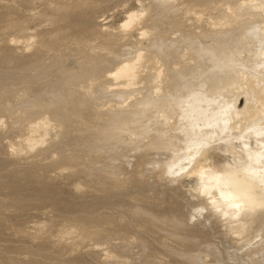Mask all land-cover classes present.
<instances>
[{
  "label": "bare ground",
  "instance_id": "6f19581e",
  "mask_svg": "<svg viewBox=\"0 0 264 264\" xmlns=\"http://www.w3.org/2000/svg\"><path fill=\"white\" fill-rule=\"evenodd\" d=\"M220 1L206 0V5H201L202 2L198 1L190 6L194 7L192 11H185L182 8L175 9V3L178 7L181 5L178 0H137V3L131 0H0V52L3 55L0 62H11L10 67L15 68V72L22 70L21 74L10 77L7 72H15L11 69L4 71L0 66V75L4 80L0 82V159L30 164L44 153L49 157L50 154H55L66 123L73 125V119L66 118L63 114V103H68L70 111H76L74 113L78 120L75 123L86 119L81 102L83 86L81 87L79 78L75 80L74 89L59 87L62 93L54 99L43 100L40 92L50 90L51 84H60L62 65L75 62L77 68L74 75L80 76L85 71L81 68V63H84L81 60H87L89 75L99 72L101 77L99 79L92 75L90 88H85L86 92L93 87V81H103L106 89L100 91L102 94L99 98L105 96L104 106L117 113L110 114L109 118L113 121L99 132L98 138L105 140L104 143L114 141L122 136L120 130L125 126V131L135 129V133L142 126L141 130L137 129L138 135L142 132L145 134V130L150 127L152 130L161 129L162 132L169 127L171 135L162 134L163 140L158 141L157 137L144 141L146 146H143L146 148L141 149L145 154L140 158L151 157V160L156 161L153 167L157 168L160 161L162 163L164 159L172 157V167L168 170L165 164L166 168L162 172L166 174L167 169L170 176L173 174L177 177L182 175L181 172L186 177L194 176V185L183 193L193 197L192 200L197 202L190 203L193 206L200 204L206 215L215 220L217 227H222L225 231L224 236L217 241H207L202 236L206 224L193 227L188 212H179L176 210L178 206H170L164 210L160 207L163 204L154 199L152 201V198L149 200L148 197L135 196L136 201L132 204L134 208L127 211L131 221L123 215L102 218L106 223L109 221L111 225L114 224V228L103 234L109 240H114L117 247H110L108 242L99 241L100 232L90 231L92 236L86 234L80 239V242H85L88 238H98L95 239L97 247L94 252L102 264H209L211 260L203 262L200 254L196 253L197 250L215 256L212 262L216 264H251V254L264 252V243H259L258 248V244L255 246L257 249H249L250 254L248 250L245 252L251 261L242 257L235 260L229 256H224L223 260L216 258L223 250L221 245L230 248L237 243L227 240L228 235L233 240L244 243L251 242L255 234L260 236L261 233L262 238L264 237V0ZM112 9L124 10V17L117 26L109 21L104 23L96 19L101 13ZM182 12L186 14L184 21L180 18ZM169 13L173 15L171 20L176 18L170 21L177 25L176 32L180 30L179 27L181 30L193 29V32L188 31L185 36L183 31L179 36L173 37L167 31L160 32L159 28L165 27L170 19ZM89 19H93V22L88 24ZM65 35H71L69 39L77 42H87L90 45L96 43L101 45V49H88V53L80 59L49 55L54 59L41 63L46 56L45 53L39 55L42 50H53V46ZM86 35L87 41L82 39ZM193 35L199 40L189 41V37ZM102 40L112 43H120L122 40L123 43L116 50H111L115 56L110 57L106 53L108 45ZM62 43L63 41L59 45ZM8 46L19 48L16 56H5L3 48ZM32 64L42 65L38 73H42L44 69L49 70L44 73L45 76L42 74L44 77L50 72H58L57 79L47 80L40 88L34 87L32 83L39 82L41 77L38 78V73L36 75L32 72L37 70L30 67ZM57 88H52L51 91L54 92ZM9 92L11 96L7 99ZM241 98L246 100L243 108L239 105ZM56 111L61 115L57 116ZM61 118L64 120L63 124L60 123ZM179 121L182 124L180 127L177 126ZM175 126L179 129L176 130ZM181 128L185 129L180 135L178 131ZM150 135L153 137L156 133ZM129 136L131 134L126 133L124 140L136 143V140L128 139ZM5 140L12 141L11 149L3 144ZM115 146L118 148L122 145L114 141L112 147ZM109 147L111 146L105 148ZM169 148L172 153L162 152ZM151 149L160 151L154 152V158L157 159L152 157ZM46 150L52 151L46 153ZM122 152L121 156L127 154L125 147H122ZM57 161L56 158H50L49 164ZM83 161V157L80 159L79 156H71L65 165L58 168V172L48 177L59 178L57 186L47 185L52 184L53 180H50L44 185L36 183V190L44 187L49 195L59 194L55 198L57 205L65 202L77 204L82 196L79 195L84 182L78 181L72 185L66 182V178L70 175L69 171L74 166L83 164ZM23 168L25 167L12 170L11 176L0 175V213L4 208L10 207L3 202L13 194L9 188H18L21 183L19 171ZM8 182L11 186L5 184ZM124 182V179L117 181L113 186L117 187ZM1 188L8 191H1ZM65 188L71 189V192ZM172 189L180 190L176 186ZM66 192L68 197L61 200ZM85 195L89 194L85 192ZM49 199L54 198L49 196ZM16 201L12 203L15 204ZM187 201L189 204V199ZM118 204L120 203L115 205ZM66 227L68 226L63 227L65 230L62 229V234L64 232L70 236V241H75L78 237L76 233L81 229L77 226L71 229ZM33 229L40 240L43 236L45 239L47 237V252H51L55 243L63 241L56 231L49 230L47 221ZM29 231L30 228H27L26 232ZM4 232L5 230L0 231V264H19L20 260L10 258L11 255L8 256L4 245H1ZM34 232L30 234L33 235ZM156 235L158 238L154 237ZM49 237L54 238L48 239ZM154 239L158 242H155L156 248L162 252L160 255L154 254L150 260L143 256H129L134 246L138 248L139 255ZM165 248L175 250L180 256L166 252Z\"/></svg>",
  "mask_w": 264,
  "mask_h": 264
},
{
  "label": "rangeland",
  "instance_id": "374dc122",
  "mask_svg": "<svg viewBox=\"0 0 264 264\" xmlns=\"http://www.w3.org/2000/svg\"><path fill=\"white\" fill-rule=\"evenodd\" d=\"M66 1V0H64ZM134 3H137V0H131ZM156 2H162L163 0H155ZM181 1V2H180ZM202 2L201 5H206V0H178L181 5L178 7L177 3H175V9H186L185 11H192L195 3ZM220 1V0H219ZM68 2V1H67ZM221 2V1H220ZM219 2V3H220ZM201 6H197V8H200ZM209 9V8H206ZM172 12V11H171ZM170 12V13H171ZM169 13V14H170ZM181 20L184 21V18L186 17V14L184 12L181 13ZM179 17V15H176ZM175 16V17H176ZM124 17V10H115L112 9L110 11H105L101 13V15H98L99 22H110L113 23V26H117L121 18ZM160 18H163L162 16ZM173 18V15L170 14V19L167 21V24L165 27H160V32H166L170 33L171 37L177 35L179 36V33H185V36H187L188 31L193 32V29H184L178 30L177 25L171 24L170 21H174L175 19L171 20ZM93 20V19H92ZM91 19L88 20V24L93 22ZM170 22V23H168ZM95 21H94V27H95ZM158 24H162V22L157 21ZM192 24V23H191ZM88 27V25H86ZM193 28V27H192ZM196 33L197 31L194 30ZM75 31H73V34ZM87 34V31H86ZM197 35V34H196ZM201 35V34H200ZM71 36V35H70ZM70 36H64L61 41L57 43L56 46H53V48L56 50V52H53L52 49L47 51V48H44L42 52L39 55H43L44 53L46 56L43 57V60L41 63H47L48 60H53L54 58L48 57L49 55H62L61 57L66 56V59H69L73 56V58L80 59V57L83 55L85 56L88 52V49H92L95 51V48L101 49V45L98 44H89L87 42H77L76 40L69 39ZM200 37H203L201 35ZM183 38V36H181ZM190 38V39H189ZM188 39L189 41H195L199 39H195V35L190 36ZM83 40L87 41V35L82 37ZM156 40V39H155ZM62 43V45H59V43ZM101 42L107 44L108 47L106 50V53L108 56L113 57L115 56L114 53L111 52L119 48V44H122L123 41L121 40L120 43H112L106 40H102ZM79 45L80 48H77ZM175 45L177 43L175 42ZM61 46V47H59ZM3 53L5 56L13 57L16 56L15 53L19 50L18 47H5L3 48ZM52 50V51H51ZM121 51L123 50L120 49ZM120 51V52H121ZM104 53V52H103ZM2 55V51L0 52V57ZM4 56V57H5ZM2 60V59H1ZM0 60V61H1ZM84 63L82 64V69L85 70L84 74L86 77L84 78V74L80 73V76L74 75V72L76 71L77 64L74 62H70L67 65H62L61 71L62 78L60 80V84L57 86H52V88L58 87L56 91L50 90H44L41 91V98L44 100V98H50L54 99L56 98V95L62 93L61 88H71L74 89V83L76 79H80L81 84V91L83 94V101L82 106H84V115L86 116L85 120L78 121V124L75 123L78 120V116L75 115L74 109L71 111L69 110L68 103H63L61 107L63 108V114L66 116V118H72L73 119V125H68L66 123V127L63 128L62 133L60 134V142H58V147L55 151V154H50V157L47 154H43L41 158L38 156V159L34 160L32 163L24 164L21 161V164H17V161H11L10 159L3 158L0 159V175L1 176H11L12 170L18 169L21 167H25L19 171L20 176V184H18V188L12 187L11 183H5L7 185H10L9 188L10 192L13 193L8 198L5 199L3 203L10 205V207L4 208L3 212L0 213V219L3 218L0 221V231H4V235L2 237L1 245H4V251H7L8 256L10 258H14V260H20L18 262L19 264H102L100 261L99 256L97 253L94 252L96 249V241L86 239V241L80 242V239L83 235L90 234V231L98 234L99 241L101 242H108L110 247H117L118 245L114 243V240H109L108 237L103 234V232L107 231L108 229L114 228V224L111 222H105L102 218L109 217L113 218L115 215H123L126 217L128 221H131V217L127 213L128 210H132L134 206L132 205L136 200L135 196H141V197H148V199L153 201L160 202L161 208H164V210L168 207H177L176 210H178L181 213L188 212L189 214V220L191 222V225L193 227H201V224H206V227L203 230L202 236L205 240L210 241L218 240L221 236H224V229L221 227H217L215 220H213L211 217L209 218L205 212V209L202 208L200 204L194 205L192 203H196L197 201L192 200L193 197H190L187 195V193H183L185 190H188L192 185L195 183V177L194 176H187L181 172L182 175H178L177 177L174 176L172 173V176L169 175L167 172L172 167L174 161L171 158H168L165 161L157 162L159 163L156 165L157 168H154V163H156L155 160H151V157L143 158L140 157L145 154V151L143 152L142 149H145L146 147L145 142L150 139H156L159 138L158 141L163 140L164 138L161 137L162 134H166V136H170V128L166 127L167 129L162 132L161 129L154 128L153 130L151 127L142 134H137L138 130L142 129L141 127H138L133 131H125V127L121 128L120 132L122 133L121 137L114 140L116 144L122 145L121 147L116 148L112 147V142L109 141L104 143L105 140L99 139L98 136L100 135V131L104 130L105 126L110 124L113 120L110 119V114L113 115L114 109H108L107 106H104L106 104L105 96H102L101 99L99 96H101L102 92L106 89V87L103 86V81H93V87L89 90V92H86L87 87L90 88L91 82V76L93 75L95 78L100 79L101 74L99 72H94L96 74L89 75L88 73V66H87V60H81ZM12 61V66L14 65ZM10 63L6 62H0L1 68L6 70H10L12 67H10ZM14 67V66H13ZM30 67H34L37 70L32 71L37 73L39 72L38 69H42V65L38 66V64H32ZM40 67V68H38ZM18 69V68H17ZM52 71H54V68L51 67ZM8 70V71H9ZM13 72H15L14 69ZM45 70V69H44ZM41 71L42 73H38L37 77L41 80L39 82H33L32 85L34 87L40 88L43 84L46 83L47 80H56L57 73L52 72L47 75V77H44V73H48L47 71ZM18 69V72L11 73L10 71L7 72L8 76L13 77L14 75L21 74L22 70L20 71ZM6 73V77H7ZM69 73L68 75H66ZM44 76H43V75ZM87 74L89 76H87ZM41 75V76H40ZM0 82H4L2 79V75ZM61 74H59L60 78ZM74 77V79L72 78ZM36 79V78H35ZM192 83V81H191ZM190 83V84H191ZM9 85V82L7 83ZM5 85V86H7ZM23 86H27L25 84H22ZM29 85V84H28ZM61 87V88H59ZM47 88V87H46ZM86 88V89H85ZM44 89V88H42ZM11 90V88H10ZM48 91V93H47ZM44 93H47L45 95ZM86 93V94H85ZM11 92L7 93L6 98H10ZM26 97L28 95H25ZM102 98L104 100H102ZM245 98H241L239 105L241 108L245 106ZM60 107V106H59ZM56 108V106H55ZM70 111V112H69ZM57 112V111H56ZM117 114V113H116ZM57 116H60L61 113L57 112ZM117 118V116H116ZM80 119V118H79ZM60 123H64L63 118L60 119ZM182 124L179 121L178 127H180ZM177 126H175V129H179ZM156 127V126H155ZM151 129V130H150ZM176 129V130H177ZM185 128H181L180 135L182 134L181 131ZM148 130L149 133L147 132ZM175 130V131H176ZM123 132H126L127 135L131 134V136L128 137V139H134L136 140V143L134 142H128L127 139L124 140L125 134ZM151 132V133H150ZM134 133V134H133ZM153 137L150 134H155ZM170 133V134H169ZM104 135V134H103ZM124 135V136H123ZM150 135V136H149ZM77 137V139H76ZM143 139H141V138ZM146 137V140H145ZM58 138V140H59ZM169 139V138H168ZM126 141V142H125ZM142 144H140L141 142ZM145 141V142H144ZM1 143V140H0ZM8 145V149H11L12 141L5 140L3 141V144ZM73 145V147L71 145ZM140 144V148L137 146ZM2 145V144H1ZM0 145V146H1ZM69 145V146H67ZM108 145L111 147L105 148ZM136 145V146H135ZM71 146V147H70ZM146 146V145H145ZM122 147L126 148V155L121 156L124 152H122ZM144 147V148H143ZM142 148V149H141ZM148 148V147H147ZM55 149V148H54ZM53 149V150H54ZM131 149V150H130ZM142 153H141V150ZM140 150V151H139ZM150 150V147L148 148ZM47 151V150H46ZM45 151V152H46ZM47 151L46 153L51 152ZM153 151V152H152ZM139 152V153H138ZM153 154V158L155 157L156 152H160L158 150L151 149L150 151ZM155 152V153H154ZM166 153H172V150L169 148L165 151ZM71 156H79L80 159L83 157L84 163L80 164L78 166H74L75 168L71 171H69L70 175L67 176L66 182L72 183L74 185L76 182L81 181L84 182L82 192H80V202L77 200V204H71L70 203H61V205H57V201L55 198L59 195L57 193H51L50 195L45 192L47 190L46 188H40L41 190H36V183H47L48 181H52V184L47 185H53L57 186L58 179L59 178H48L53 175L54 172H58V168L65 165L66 160H69ZM157 157V156H156ZM50 158H56L58 160L55 163L49 164ZM157 159V158H154ZM170 159V160H169ZM61 160V161H60ZM25 162V161H24ZM165 162V163H163ZM168 162V163H166ZM15 164V165H14ZM167 169L166 174L164 172V168ZM162 165V168H159ZM68 166V165H67ZM188 166H186L187 168ZM163 171V172H162ZM7 173V174H5ZM163 173V175H162ZM168 173V174H167ZM165 174V175H164ZM184 175V176H183ZM174 176V177H173ZM181 176H183L181 178ZM172 177V178H171ZM180 177V178H179ZM194 177V178H193ZM176 178V179H175ZM190 178V179H189ZM125 180L124 184L113 186L115 182H121L122 180ZM174 180L171 181V180ZM178 180V181H177ZM170 181L172 182L170 184ZM176 181V182H175ZM178 183V184H177ZM172 185V186H171ZM179 185V186H177ZM22 186V187H19ZM174 186L176 188H180V190L172 189ZM47 187V186H46ZM62 187V186H61ZM71 187V186H70ZM108 187V188H107ZM115 187V188H114ZM3 191L5 188H1ZM65 190H68L71 192V189L65 188ZM8 191V189L4 190ZM85 192L89 195H85ZM49 196H52L54 199H49ZM78 196V197H79ZM65 197H68V193L66 192L65 196L62 197L61 200H65ZM150 197V198H149ZM186 197V198H183ZM70 198V197H69ZM156 198L158 200H156ZM187 199H189V204ZM14 200H17L15 204L12 202ZM91 200V202L87 203L86 201ZM141 201V200H139ZM187 201V202H186ZM194 201V202H193ZM120 203L118 205H115L116 203ZM181 202V204H179ZM192 202V203H190ZM185 205V206H184ZM158 207V208H160ZM117 209V211H116ZM191 216V217H190ZM193 216V218H192ZM44 221H47V226L49 227V230L56 231L59 236H61L63 241H59L58 243L54 244V248L50 249L51 252H47L45 250L47 244L46 241L47 237L43 236L42 240H40V237H36L35 235V228L36 226L39 227L40 225L44 224ZM112 221V220H111ZM68 226L66 228L71 229L74 228V226L79 227L81 229L76 233L78 237L75 238V241L69 240V235H65L64 232L62 234V229L64 226ZM110 225V226H109ZM71 226V227H70ZM30 228L29 233L26 232V229ZM67 229V230H68ZM65 230V229H63ZM31 232H34V236L30 234ZM166 232H170L169 230H166ZM202 232V231H201ZM47 234H45L46 236ZM42 237V236H41ZM156 238V236H154ZM54 238V237H49ZM161 238V234L159 236ZM227 240L234 241L233 243L237 242L236 244H232L234 247L226 248L225 245H221V255H218L216 258L223 260V258L229 256L232 257V260H235L237 258H245L246 260L251 258H248V255L245 254V252L249 249L254 250L256 247L258 248L262 243H264V237L262 238L261 233L260 236L255 234L252 238L251 242H242V241H236L230 238V236H227ZM153 243L144 248L142 251H140L139 255L137 254L138 248L135 246L131 251L129 252V256L138 258L139 256L146 257L150 260L152 256L160 255L162 252H160L159 248H156L157 239L152 240ZM121 242V241H117ZM224 242V241H223ZM260 243V245H259ZM258 244V245H257ZM257 245V246H256ZM106 246V245H105ZM256 246V247H255ZM104 247V246H103ZM208 247V246H207ZM204 248V247H202ZM256 248V249H257ZM165 251L180 256L175 250H172L170 248H165ZM157 252V253H156ZM197 254H200V257L203 260H211L209 261V264H216L212 262L213 258L215 256L213 255H207L204 252H201L199 250L196 251ZM250 254V251L248 252ZM207 255V256H206ZM264 255V252L260 253H253L251 254V257L253 258V261L250 262L251 264H264V258L262 257ZM225 256V257H224ZM22 258V259H21ZM204 262V261H203ZM207 262V261H206ZM200 264H203L202 262ZM219 264V263H218Z\"/></svg>",
  "mask_w": 264,
  "mask_h": 264
}]
</instances>
